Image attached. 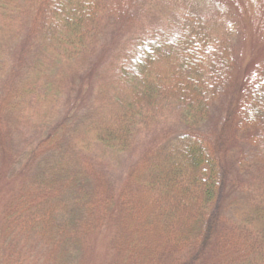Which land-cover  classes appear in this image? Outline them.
<instances>
[{"label": "trees", "instance_id": "1", "mask_svg": "<svg viewBox=\"0 0 264 264\" xmlns=\"http://www.w3.org/2000/svg\"><path fill=\"white\" fill-rule=\"evenodd\" d=\"M148 1L0 0V39L8 46L0 47V73L16 48L8 78L0 74V175L6 168L27 179L5 205L1 234L42 248L43 264H83L76 258L88 237L103 230L115 251L107 264H264V63L241 74L237 24L220 2L182 0L133 34L99 91L84 138L67 142L78 130L70 115L49 123L61 75L93 56L111 17L123 25ZM223 96L229 105L215 135L198 131ZM172 111L187 131L161 137L128 167L118 191L79 153L90 140L124 152L140 129ZM35 127H42L39 137L16 149L13 135ZM231 137L246 143L240 162L256 175L245 186L248 206L239 205L236 226L225 230Z\"/></svg>", "mask_w": 264, "mask_h": 264}, {"label": "rangeland", "instance_id": "2", "mask_svg": "<svg viewBox=\"0 0 264 264\" xmlns=\"http://www.w3.org/2000/svg\"><path fill=\"white\" fill-rule=\"evenodd\" d=\"M195 0H189L191 3ZM201 4L214 0H199ZM215 6L223 14L230 17L237 24V33L233 39L234 59L241 74L253 72L264 63V0H215ZM182 0H151L132 12L134 17L125 24H117L112 17L108 20L104 33L98 42L96 52L91 58L77 69H66L60 77L59 84L61 99L59 105L49 122L55 125L67 115L72 117V124L78 127L76 133L69 135L67 142H76V138H84L85 123L92 119V110L99 91L107 87L115 75V62L117 53L125 49L129 39L140 29L157 24L160 20L170 14V10ZM150 3V4H149ZM154 5L158 8L154 10ZM214 6V7H215ZM159 20V21H158ZM2 38V37H1ZM7 40L0 39V47ZM6 53L5 65L1 71V80L8 78L16 59V48ZM21 75L18 76V80ZM229 105V97L223 96L211 109L208 119L198 128V131L215 135L222 122ZM92 113V114H91ZM42 127L24 128V131L13 135V144L18 150L25 149L27 145L36 140ZM187 131L184 124L178 121V113L175 111L165 115L150 129H140L134 137L131 147L124 152H113L103 148L100 144L90 140L91 144L82 147L79 151L81 157L91 158L98 168L109 180L111 186L118 191L123 185L128 167L139 159L149 148L155 146L159 139L165 134L172 137ZM79 135V137H76ZM230 153L227 159L229 178L225 190L224 199V228L229 230L236 226L239 208L248 206L250 190L245 186L249 184L256 175V170L249 164L243 166L244 154L248 152L246 143L237 137H231ZM47 158L37 161L28 174H32L41 166L46 164ZM245 167V168H244ZM19 167L17 166L15 170ZM3 170V169H2ZM2 172L0 175V264H43L44 251L35 244L28 243L26 247L23 240L6 241L1 234L4 222V211L6 203L19 193L26 182V175L20 173L12 176ZM240 205V206H239ZM110 232L100 231L91 234L86 245L85 252L77 256L76 263L83 264H107L115 257V251L109 247Z\"/></svg>", "mask_w": 264, "mask_h": 264}]
</instances>
